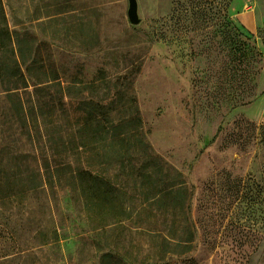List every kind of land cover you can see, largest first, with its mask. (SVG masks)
Instances as JSON below:
<instances>
[{"label":"rangeland","instance_id":"rangeland-1","mask_svg":"<svg viewBox=\"0 0 264 264\" xmlns=\"http://www.w3.org/2000/svg\"><path fill=\"white\" fill-rule=\"evenodd\" d=\"M136 1V25L128 0H69L74 14L35 20L4 4L10 30L51 44L85 168L101 169L128 137L107 128L103 112L137 114L150 130L155 153L189 185L191 249L162 260L158 234L147 231L159 229L156 220L136 222L143 206L170 213L155 185L146 182L143 201L129 202L98 177L110 206L88 221L89 239L61 233V254L49 248L35 262L264 264V0H231L227 11L217 0L206 17L182 11L188 0ZM77 102L101 117L79 113ZM5 115L0 100V132ZM227 177L239 183L230 192ZM42 204L32 199L34 215ZM31 235L0 200V264H33L20 253Z\"/></svg>","mask_w":264,"mask_h":264},{"label":"trees","instance_id":"trees-1","mask_svg":"<svg viewBox=\"0 0 264 264\" xmlns=\"http://www.w3.org/2000/svg\"><path fill=\"white\" fill-rule=\"evenodd\" d=\"M222 2L227 11L231 0ZM188 4L182 11L206 17L204 11L216 7L217 0H188ZM259 34L264 42V33ZM50 47L45 40L36 43L29 32L10 30L4 0H0V100L8 111L0 132V200L5 211L15 212L20 230L32 232L20 253H29L33 264H38L35 260L49 248L61 254V233L89 239L88 221L106 214L110 206L98 177L116 187L129 202L143 201L141 190L146 182L155 185L168 199L170 213L157 214L161 205L153 209L143 206L136 222L148 226L156 220L159 229L147 231L158 234L162 260L176 252H189L193 241L189 185L155 153L149 142L150 130L137 114L121 118L103 112L101 117L94 110H82L77 102L79 113L101 117L112 132L128 136L101 169L85 168ZM8 118L16 120L15 128ZM238 185L226 178L228 192ZM32 199L43 203L35 215ZM51 206L57 208L55 215Z\"/></svg>","mask_w":264,"mask_h":264},{"label":"crops","instance_id":"crops-1","mask_svg":"<svg viewBox=\"0 0 264 264\" xmlns=\"http://www.w3.org/2000/svg\"><path fill=\"white\" fill-rule=\"evenodd\" d=\"M16 14L23 17L33 18L45 16H63L74 14L77 10L69 7V0H8Z\"/></svg>","mask_w":264,"mask_h":264},{"label":"water","instance_id":"water-1","mask_svg":"<svg viewBox=\"0 0 264 264\" xmlns=\"http://www.w3.org/2000/svg\"><path fill=\"white\" fill-rule=\"evenodd\" d=\"M129 1V8H128V18L131 24H138V5L136 0H128Z\"/></svg>","mask_w":264,"mask_h":264}]
</instances>
